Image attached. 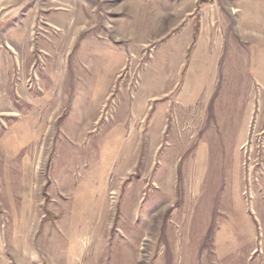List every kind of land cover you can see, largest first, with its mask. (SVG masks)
<instances>
[{"label": "rangeland", "instance_id": "374dc122", "mask_svg": "<svg viewBox=\"0 0 264 264\" xmlns=\"http://www.w3.org/2000/svg\"><path fill=\"white\" fill-rule=\"evenodd\" d=\"M262 174L264 0H0V264H264Z\"/></svg>", "mask_w": 264, "mask_h": 264}, {"label": "bare ground", "instance_id": "6f19581e", "mask_svg": "<svg viewBox=\"0 0 264 264\" xmlns=\"http://www.w3.org/2000/svg\"><path fill=\"white\" fill-rule=\"evenodd\" d=\"M260 174H261V173H260ZM250 176H251V175H250ZM262 176H263V174H262ZM251 178H252V177H251ZM253 180H254V179H253ZM262 180H263V184H262V182H261ZM260 183L263 185V188H262V190H261L260 192H258V193H261V195H259V194L255 195V194H254V195L256 196V197L254 196V197H255V204H257V202H259V200H260L261 197L264 198V176L260 179V182H259V184H258L259 187H260ZM257 188H258V187H257ZM258 190H259V189H258ZM254 197H253V198H254ZM262 200L264 201V199H262ZM262 200H261V201H262ZM263 201H262V202H263ZM262 202H261V203H262ZM262 204H263V203H262ZM255 206H256V205H255ZM258 208H259V207H258ZM260 209H261V208H260ZM261 212H262V214L264 215V211H261Z\"/></svg>", "mask_w": 264, "mask_h": 264}]
</instances>
